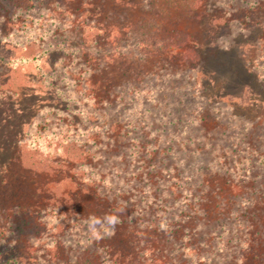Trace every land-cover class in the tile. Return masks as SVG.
Segmentation results:
<instances>
[{
  "label": "rangeland",
  "instance_id": "obj_1",
  "mask_svg": "<svg viewBox=\"0 0 264 264\" xmlns=\"http://www.w3.org/2000/svg\"><path fill=\"white\" fill-rule=\"evenodd\" d=\"M45 1L0 0V264H264V0Z\"/></svg>",
  "mask_w": 264,
  "mask_h": 264
},
{
  "label": "trees",
  "instance_id": "obj_2",
  "mask_svg": "<svg viewBox=\"0 0 264 264\" xmlns=\"http://www.w3.org/2000/svg\"><path fill=\"white\" fill-rule=\"evenodd\" d=\"M36 2H40V3H42V4H44L46 1L45 0H35ZM184 1V0H183ZM185 1H190V0H185ZM195 2L196 0H191V2ZM52 2H54V0H52ZM56 2V1H55ZM91 5H94L95 3H93V1H91V3H90ZM60 6H62V5H60ZM196 9L197 8H195V7H191V8H189L188 9V16H190L191 17V15L192 14H194L195 12H196ZM88 12V11H87ZM190 33H188V32H186L185 34H184V36L181 38V40H179V43L178 42H176L175 44L177 45V46H183L184 48L186 47V52H188V53H192V54H195V55H197L198 54V52L197 51H195L194 50V48L190 45ZM141 44H142V42H140ZM88 70V69H87ZM85 73L86 74H88V75H86V77L84 78V83H83V86H85V88L86 89H90L91 90V88H93V75H92V73H88V71H85ZM92 86V87H91ZM94 92V91H93ZM90 99L91 100H93L94 101V103H99V99L101 100V98H100V96L99 95H95V94H92L91 93V95H90ZM101 102H102V100H101ZM114 125L113 124H111V126L109 127L110 128V130L112 129V127H113ZM97 136H100L99 134H97ZM70 144H73V142L72 141H70ZM111 145H113V143H110V144H108V146H110L111 147ZM148 146V145H147ZM152 146V147H151ZM151 146H148V148H150V149H148V151L152 154V153H155V151H156V148H157V146L156 145H151ZM65 145H64V148H63V151H64V153H66V149H65ZM134 148H137V146L135 145L134 146ZM250 148H251V150L254 152V151H256V152H258L259 153V155H260V157H262V159L264 160V152L263 151H261V148L260 147H258V146H251L250 145ZM215 150H216V147H215ZM251 151V152H252ZM131 154H136L135 153V151H133L132 150V153ZM130 154H128V156H129ZM122 156L123 157H126V155L124 154V153H122ZM47 161V160H46ZM49 162H50V160H48Z\"/></svg>",
  "mask_w": 264,
  "mask_h": 264
}]
</instances>
